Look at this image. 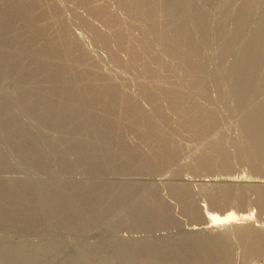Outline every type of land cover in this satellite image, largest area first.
I'll list each match as a JSON object with an SVG mask.
<instances>
[{"label":"rangeland","instance_id":"rangeland-1","mask_svg":"<svg viewBox=\"0 0 264 264\" xmlns=\"http://www.w3.org/2000/svg\"><path fill=\"white\" fill-rule=\"evenodd\" d=\"M262 27L264 0H0V264H264Z\"/></svg>","mask_w":264,"mask_h":264},{"label":"bare ground","instance_id":"bare-ground-1","mask_svg":"<svg viewBox=\"0 0 264 264\" xmlns=\"http://www.w3.org/2000/svg\"><path fill=\"white\" fill-rule=\"evenodd\" d=\"M127 1V0H126ZM140 1H142V0H140ZM147 1V0H146ZM130 2V1H129ZM150 4V3H149ZM128 5V4H127ZM146 5V4H145ZM145 5L144 4H140V6H138V8H140V9H142V8H144L145 7ZM129 6V5H128ZM253 7V6H252ZM148 8V7H147ZM151 8V7H150ZM134 9H135V7H134ZM94 10V9H93ZM146 10V9H145ZM148 10V9H147ZM158 10V9H157ZM7 11V10H6ZM95 11V10H94ZM103 11V10H102ZM143 11V10H142ZM160 11V10H159ZM96 12V11H95ZM98 13V12H97ZM143 13V12H142ZM157 14V13H156ZM107 15V14H106ZM105 15V16H106ZM141 15V14H140ZM161 15V14H160ZM102 16H104V15H102ZM154 16V15H153ZM8 18H9V16H7ZM151 17H152V15H151ZM150 17V18H151ZM11 18V17H10ZM15 18V17H14ZM157 18V17H156ZM156 18H154V19H156ZM104 19V18H103ZM182 19H184V18H182ZM187 19V18H186ZM114 20V19H113ZM149 20H151V19H149ZM181 20V19H180ZM261 27V26H260ZM262 29H264L263 27H262ZM118 30V29H117ZM157 30V29H156ZM155 30V31H156ZM160 30V29H159ZM159 30H157V31H159ZM165 30V29H164ZM166 31H168V30H166ZM260 31H262V30H260ZM161 32V31H160ZM263 32V31H262ZM117 34L119 33V32H116ZM177 34V33H176ZM160 35H162V34H160ZM181 35V34H180ZM261 35V34H260ZM262 35H263V33H262ZM261 35V36H262ZM257 36V35H256ZM120 37V36H119ZM159 37H161V36H159ZM182 37V36H181ZM156 38V37H155ZM257 38H258V36H257ZM159 39V38H158ZM262 39H264V38H262ZM160 40H162V38H160ZM259 40V39H258ZM261 40V39H260ZM119 41V40H118ZM164 41V40H163ZM195 43V42H194ZM253 43V42H252ZM255 43H256V41H255ZM175 44V43H174ZM259 44V43H258ZM161 45V44H160ZM163 45V44H162ZM176 45V44H175ZM170 46V45H169ZM197 46V45H196ZM256 46H257V43H256ZM197 47H199V46H197ZM264 47V46H263ZM167 48V47H166ZM193 48H194V46H193ZM160 49V48H159ZM195 49V48H194ZM162 50H163V48H162ZM172 50V49H171ZM193 50V49H192ZM199 50V49H198ZM133 53V52H132ZM198 53V52H197ZM53 58V57H52ZM121 61V60H120ZM197 67V66H196ZM199 71V70H198ZM201 72H202V69L200 70ZM200 72V73H201ZM190 76H192V75H195L196 74V76L197 77H199L200 75L198 74V72H197V70L196 69H193V70H191L190 71ZM63 74V73H62ZM199 76H198V75ZM151 75V74H150ZM189 76V75H188ZM196 78V77H195ZM241 78V77H240ZM246 79V78H245ZM160 83V82H159ZM162 83V82H161ZM236 83V82H235ZM159 86V85H158ZM93 89V88H92ZM156 89V88H155ZM96 90V89H95ZM238 90V89H237ZM238 94V93H237ZM154 95V94H153ZM170 95V94H169ZM173 97V96H172ZM182 98V97H181ZM191 99H184V100H180V99H172L171 100V102L172 103H177L178 101H181L182 102V104H187V106H188V104H190L191 102H192V100L190 101ZM71 102V101H70ZM128 102V101H127ZM189 102V103H188ZM242 102V101H241ZM178 104V103H177ZM134 105V104H133ZM182 106V105H181ZM185 106V105H184ZM134 107V106H133ZM185 108V107H184ZM261 108V107H260ZM130 109V108H129ZM159 109V108H158ZM181 109V108H180ZM190 109V108H189ZM197 109V108H196ZM184 110V109H183ZM188 110V109H187ZM186 110V111H187ZM205 109H203V107L201 108H199V109H197V111L195 112V113H193V114H189L188 116V118H189V120H190V124L192 123L194 126L193 127H196L197 129L199 128V127H204V126H211L212 124H213V122L212 121H210L209 119L210 118H212V116H215V115H213L212 113H210V112H208V111H204ZM259 110V109H258ZM131 111V110H130ZM134 111V110H133ZM161 112V111H160ZM191 112V111H190ZM263 112H264V110H263ZM156 113V112H155ZM189 113V112H188ZM257 113V112H256ZM145 114V113H144ZM263 114V113H262ZM184 115V114H183ZM251 115V114H250ZM261 115V114H260ZM139 116H140V114H139ZM159 116V115H158ZM186 116V115H185ZM184 116V117H185ZM145 117V116H144ZM180 118V117H179ZM247 118V117H246ZM215 119V118H214ZM251 119V122H252V118H250ZM164 120V119H163ZM208 121H209V124H207L208 123ZM207 122V123H206ZM188 123H189V121H188ZM206 123V124H205ZM254 123V122H253ZM253 123H249V125H250V127H254V126H258L259 124H261L260 122H257V120H256V122L254 123V125H251V124H253ZM186 124V123H185ZM192 124H191V127H192ZM263 124V123H262ZM160 125V124H159ZM214 125V124H213ZM264 125V124H263ZM262 125V126H263ZM189 126V125H188ZM187 126V127H188ZM154 127V126H153ZM162 127V126H161ZM207 128V127H206ZM149 129V128H148ZM190 129H192V128H190ZM248 129H249V126H248ZM247 129V130H248ZM251 129V128H250ZM249 129V130H250ZM199 131H201L200 129H198ZM197 130V131H198ZM248 130V131H249ZM194 131V130H193ZM196 131V130H195ZM196 131V132H197ZM198 131V132H199ZM105 132H106V130H105ZM147 132H150V133H148V135H150L151 134V130L150 131H147ZM247 132V131H246ZM163 135V134H162ZM120 139V138H119ZM257 141H259V140H257ZM258 143H256V145H257ZM262 145V144H261ZM252 146H254V145H252ZM256 147H260V146H256ZM262 147V146H261ZM260 147V148H261ZM169 150V149H168ZM171 150V149H170ZM215 150V149H214ZM258 150V149H257ZM259 151V150H258ZM258 151H257V153H258ZM253 152H255L256 153V151H253ZM254 153V154H255ZM167 154V153H166ZM253 154V153H252ZM251 157H252V155H251ZM32 158V157H31ZM166 158V157H165ZM3 181V180H2ZM230 183H236V182H230ZM229 184V183H228ZM239 184V183H238ZM232 185V184H231ZM235 185H237V184H235ZM26 186V185H25ZM20 187V186H19ZM32 187V186H31ZM48 187H50V186H48ZM21 188H22V186H21ZM30 188V187H29ZM4 189V188H3ZM33 190H31V189H29L28 191H30L29 193H32L31 191H36V189H34V188H32ZM6 190V189H5ZM22 190V189H21ZM11 191V190H10ZM44 191V190H43ZM0 192H4V191H2V188H1V186H0ZM25 192V191H24ZM50 192V191H49ZM224 192V191H223ZM47 194V193H46ZM21 195V192L20 193H18V196H20ZM96 196V195H95ZM102 196V195H101ZM4 198V197H3ZM20 199V198H19ZM38 200H34V203L33 202H31V204L33 203V205H31V206H33V207H29V209L27 208L28 207V205H27V209L26 208H24L23 207V209L25 210V213L27 212V213H29V215L28 216H30V221H36L37 220V218H36V216H37V214H35L36 216H34V212L35 211H43L42 209H40L39 208V201H40V196H38V198H37ZM21 201V200H20ZM17 202V201H16ZM22 203V202H21ZM121 204V203H120ZM24 206H25V204H23ZM163 205V204H162ZM45 207V206H44ZM48 209H49V207H48ZM47 209V210H48ZM52 209H53V207H52ZM0 210H2V209H0ZM14 210V209H13ZM12 210V211H13ZM27 210V211H26ZM52 211V210H51ZM1 212V211H0ZM12 213V212H11ZM17 213V212H16ZM24 213V212H23ZM46 213V212H45ZM82 213V212H81ZM15 215V214H14ZM27 215V214H26ZM50 215H51V213H50ZM53 215H54V213H53ZM70 215H72V214H70ZM2 216H4L2 213H0V219H3V217ZM8 216V215H7ZM47 216V215H46ZM46 216H43V217H46ZM41 217V216H40ZM42 217V218H43ZM64 217H67V218H64L63 220H65V221H67L68 219H70L71 217L70 216H64ZM80 217V216H79ZM206 225H205V229L207 230V231H214V230H216L217 231V229H219V227H221V226H227V224H230L231 223V225H235V226H240V227H242L243 225H240V224H238V221L239 220H246V219H248V216L247 215H240V216H237V215H234L232 212H228V213H226L223 217L222 216H218V215H216V214H213V213H209V212H207L206 213ZM5 218V217H4ZM48 218V217H47ZM54 218V217H53ZM45 220V219H44ZM62 220V219H61ZM38 221V220H37ZM42 221V220H41ZM40 221V222H41ZM45 222V221H44ZM53 222V221H52ZM36 224V223H35ZM205 236V235H204ZM207 237V236H206ZM35 252H40V251H38V250H33V252L31 253V255H33V254H35ZM15 253L17 254L18 253V256H19V253H22L21 251H19V250H15ZM16 257H17V255H16ZM24 257L22 256V258L20 257V260L21 259H23ZM18 260V259H17ZM24 260V259H23ZM19 261V260H18ZM123 264H130V261H123L122 262ZM136 264H157L155 261H153V260H150V261H144V262H138V263H136ZM200 264V263H199ZM202 264V263H201Z\"/></svg>","mask_w":264,"mask_h":264}]
</instances>
